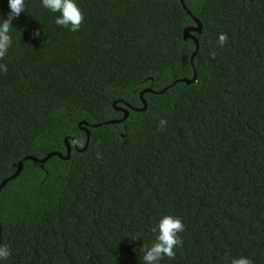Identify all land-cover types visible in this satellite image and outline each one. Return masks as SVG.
I'll list each match as a JSON object with an SVG mask.
<instances>
[{
	"label": "trees",
	"instance_id": "trees-1",
	"mask_svg": "<svg viewBox=\"0 0 264 264\" xmlns=\"http://www.w3.org/2000/svg\"><path fill=\"white\" fill-rule=\"evenodd\" d=\"M183 1L190 15L179 0H75L73 32L24 0L0 60V183L25 157L71 151L25 160L0 190V264H143L164 215L185 229L160 264H264V0ZM114 102L128 117L106 124L123 117Z\"/></svg>",
	"mask_w": 264,
	"mask_h": 264
},
{
	"label": "clouds",
	"instance_id": "clouds-1",
	"mask_svg": "<svg viewBox=\"0 0 264 264\" xmlns=\"http://www.w3.org/2000/svg\"><path fill=\"white\" fill-rule=\"evenodd\" d=\"M8 4L10 12L7 19H0V60L5 57L12 44L9 33L12 28L13 19L25 11L24 0H8ZM42 6L53 13H60L55 20L57 25L69 28L73 32L80 29L84 16L75 0H42ZM34 35H39V33H35ZM227 39L226 34H220V46H223ZM0 71L7 72L6 65L0 64ZM165 124L166 121H160V125ZM184 229L185 225L179 217L164 215L157 227L153 228V232H157L155 241L151 246L143 244L140 249V259L143 261V264H160V261L165 256L169 259H174L176 255L174 249L177 246L182 247L183 241L179 233L183 232ZM9 255V248L6 245L0 246V259H7ZM230 264H252V261L246 257H240L231 259Z\"/></svg>",
	"mask_w": 264,
	"mask_h": 264
},
{
	"label": "water",
	"instance_id": "water-1",
	"mask_svg": "<svg viewBox=\"0 0 264 264\" xmlns=\"http://www.w3.org/2000/svg\"><path fill=\"white\" fill-rule=\"evenodd\" d=\"M179 2L181 4L182 8L185 10V12L188 15H190V12L186 9V7L184 5V1L183 0H179ZM193 20H194V23L196 24V28H188V29H185L184 32H183V37L184 38L191 39L195 43V45H196V49H195V51L193 52V54H192V56L190 58V62L191 63L193 62V58L196 55V51H197V40H196V38L193 35H191V33L192 32H199L200 31V24H199L198 20L197 19H194V18H193ZM195 79H196V72L193 71V75H192V78L191 79H180V80L175 81L173 84H175L177 82H184L186 84H190V83H193L195 81ZM164 91H165V89L162 90L160 93H163ZM144 93H153V91L152 90H149V89H146V90L140 92L139 97H140V100H141V103H142L143 106L140 109H135V111H145L146 110L147 104H146L145 100L143 99V94ZM117 102H114L113 103V108L116 111H121L123 113V117L120 120L108 121V122H106V124L121 123V122H123L128 117L127 110L120 109V108L115 107V105H116ZM84 130H86V129H84ZM89 136H90V134L86 130V142H85V146L82 149H80V150L77 148V143H76L75 140L69 139V141L74 144L75 150H77V151H84L86 149L87 145H88ZM65 144H66V156L65 157H63L60 153H51V154H48L44 159H41V160L36 159L34 157H25V158H23V160H21L18 163L16 172L11 177L7 178L6 180H3L0 183V190L5 186V184H6L7 181H9L11 179H14L15 177H17L20 174V172L22 170V167H23V162L25 160H32L34 162L44 163V162H46L47 160H49L53 156H58L59 158L68 159L69 158V155H70L71 148H70V143L68 141H65Z\"/></svg>",
	"mask_w": 264,
	"mask_h": 264
}]
</instances>
